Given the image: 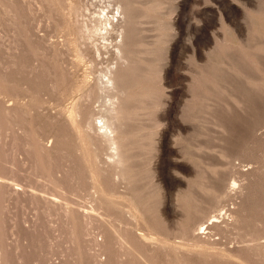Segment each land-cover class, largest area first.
<instances>
[{"label":"rangeland","instance_id":"rangeland-1","mask_svg":"<svg viewBox=\"0 0 264 264\" xmlns=\"http://www.w3.org/2000/svg\"><path fill=\"white\" fill-rule=\"evenodd\" d=\"M121 1L145 14L122 52L153 47L157 77L119 166L80 100L116 60L75 41L90 12L0 0V264H264V0Z\"/></svg>","mask_w":264,"mask_h":264},{"label":"bare ground","instance_id":"bare-ground-1","mask_svg":"<svg viewBox=\"0 0 264 264\" xmlns=\"http://www.w3.org/2000/svg\"><path fill=\"white\" fill-rule=\"evenodd\" d=\"M91 8H98V10L95 9L91 12ZM66 9L69 12V17L75 19L79 16L83 17L86 12H90V17L88 19L86 18L87 20L76 27L77 35L75 41L77 42L78 39L90 41L93 44L94 57L101 56L102 49L105 50V52L106 50L110 52L109 48H111V53L114 55V59H116L112 63L109 62L110 64L108 63L104 69H100L92 81H86L85 87L89 88L86 93H82L80 100L83 99L92 104H99L100 108H97L98 110L95 108L97 110L96 114H98L96 119H98L99 121L97 120V122L100 123V126L98 125V132H100L99 134L104 138L107 148L111 151V154L108 156L114 159L116 165L122 166L125 163V159L119 152V140L121 133L120 126L125 116L124 102L135 99L140 100L144 97L146 95V85L154 81L157 77L155 71L157 51L153 47L146 46L143 51L145 55H150L151 63L142 60L143 57H136L134 53L128 52L127 56H125L121 49L125 33L128 31L134 36L135 33H137L139 25H142L145 21V14L141 13V11L136 12V10L134 11L133 9L126 11L121 0H86V2L84 0H74L73 3L66 5ZM114 11H116V13H114ZM125 16H128V21H126ZM248 19L250 23L253 24V19L250 17ZM122 22H124L123 25ZM113 35L114 37L112 38ZM117 37H120V41L118 42L116 41ZM96 40L97 42L102 40V42H104L103 45H101V47L97 46ZM154 43H157L156 39ZM135 61H138L139 65H137ZM119 70L130 71L129 75H123L121 77L124 84L123 86L118 84L117 72ZM140 71H144L145 76L142 77L138 74ZM134 74H138L135 83H133L135 79H129V77ZM151 75L154 76L153 80L148 78ZM153 105L156 106V102L153 103ZM77 112L78 109H75L74 113ZM74 113L71 114V119ZM90 120H92V116ZM167 177L171 179L173 174L167 172ZM202 226L203 223L199 224V229L197 230H202ZM207 230L208 227H205L202 234ZM199 234L200 233H198V235ZM144 235L147 234H143L142 237H144ZM149 236L151 237L152 234ZM153 239L157 240V238L155 239L154 237ZM162 245H165V243H162Z\"/></svg>","mask_w":264,"mask_h":264}]
</instances>
